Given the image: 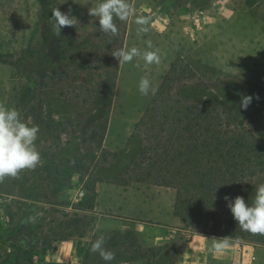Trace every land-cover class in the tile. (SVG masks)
<instances>
[{
  "label": "rangeland",
  "instance_id": "rangeland-1",
  "mask_svg": "<svg viewBox=\"0 0 264 264\" xmlns=\"http://www.w3.org/2000/svg\"><path fill=\"white\" fill-rule=\"evenodd\" d=\"M127 2L132 15L125 21L114 19L117 33L105 35L98 20L88 15L98 0H0V55L15 63L0 62V106L16 109L23 122L35 126L17 108L14 76L19 78L26 70L47 74V103L59 112L55 121L66 128L56 157L48 144L34 143L40 163L19 171L15 195L0 199V264H105L90 250L99 238L114 254L111 264H195L194 258L206 254L208 264L232 263L211 252L221 239L193 235L172 215L173 189L99 182L94 196L90 179L81 181L69 170L81 140L66 120L74 119L77 95L84 90L95 93L90 101L96 109L101 94L115 81L104 141L115 157L109 158L106 170L96 173L110 181L137 157L140 144L132 137L134 126L172 63L179 61L194 73L188 83L201 87L190 95L213 97L238 119L261 125L264 95L255 86L264 87V0ZM55 8L75 17L77 24L53 32ZM131 48L140 55L119 66L112 53ZM146 52L156 53L159 62L146 63ZM142 78L150 82L148 95L138 90ZM246 96L252 100L242 109ZM255 188L239 196L251 203ZM24 228L31 236L30 246L11 241ZM55 246L49 263L46 254ZM256 248L249 250L253 264H264V247Z\"/></svg>",
  "mask_w": 264,
  "mask_h": 264
},
{
  "label": "trees",
  "instance_id": "trees-1",
  "mask_svg": "<svg viewBox=\"0 0 264 264\" xmlns=\"http://www.w3.org/2000/svg\"><path fill=\"white\" fill-rule=\"evenodd\" d=\"M9 58L0 55V62L15 66ZM117 73L118 69L113 77ZM15 75L17 108L24 120L31 119L38 127L35 143L48 144L51 156L56 157L66 128L55 121L59 112L47 103L48 75L27 70L20 79ZM193 76L179 61L172 63L134 126L132 137L140 144L137 157L110 181L96 173L106 170L109 158L115 157L104 146L115 81L101 94L96 109L90 101L95 93L84 90L77 95L71 112L74 119L66 121L73 132H79L81 144L69 170L81 181L90 179L94 196L99 182L122 186L137 182L173 189L172 215L193 235L264 247V235L241 229L223 199L264 184V123L251 126L252 119H238L219 100L190 95L189 91L201 88L188 83ZM255 88L264 95V87ZM15 177L0 179V199L15 195Z\"/></svg>",
  "mask_w": 264,
  "mask_h": 264
},
{
  "label": "clouds",
  "instance_id": "clouds-1",
  "mask_svg": "<svg viewBox=\"0 0 264 264\" xmlns=\"http://www.w3.org/2000/svg\"><path fill=\"white\" fill-rule=\"evenodd\" d=\"M132 11L127 0H98L95 7L88 9V15L98 20V29L102 33L115 35L118 29L114 19L125 21L132 15ZM51 20L54 21L52 31L55 33H61L64 27H74L77 24L75 17L62 13L58 8L52 10ZM137 22L142 23V21ZM139 55L136 48L121 49L112 53L119 66L132 62ZM143 59L148 64L159 62V58L154 52L144 53ZM138 90L142 95H148L149 80L142 78ZM152 91L154 92V89ZM251 100L250 96L243 97L241 108L247 109ZM38 131L37 126L30 127L23 122L16 109L0 106V179L15 177L19 171L34 169L40 163V155L34 146ZM223 199L233 220L241 229L252 234L264 235V184L256 186L251 203H246L242 196L233 198L226 195ZM103 244V238H99L92 243L90 250L93 253H98L105 264H111L114 254L106 251ZM227 244L228 239L224 238L216 243L215 248L220 251Z\"/></svg>",
  "mask_w": 264,
  "mask_h": 264
},
{
  "label": "crops",
  "instance_id": "crops-1",
  "mask_svg": "<svg viewBox=\"0 0 264 264\" xmlns=\"http://www.w3.org/2000/svg\"><path fill=\"white\" fill-rule=\"evenodd\" d=\"M204 240H207L206 237L203 236ZM83 243V242H82ZM81 243V246L84 244ZM57 247H51L49 249V253L46 254V259L48 262L51 260V258L54 257V252ZM83 248V247H82ZM86 248V247H85ZM258 248L252 247L249 245H242V244H231L228 243L226 247H224L222 250L217 251L216 249L211 250L213 253H220L221 255H218L217 258H220L219 260H229L232 262L231 264H253L254 260L252 259L253 255L252 253L256 251ZM249 250H252V253H250ZM216 258V257H215ZM193 260H198L195 262V264H208V254H206L204 257L201 255V257H196ZM50 263V262H49Z\"/></svg>",
  "mask_w": 264,
  "mask_h": 264
},
{
  "label": "flooded vegetation",
  "instance_id": "flooded-vegetation-1",
  "mask_svg": "<svg viewBox=\"0 0 264 264\" xmlns=\"http://www.w3.org/2000/svg\"><path fill=\"white\" fill-rule=\"evenodd\" d=\"M18 235H20V238H26V241L21 239L20 241H18L16 243H18L20 245H26V246L31 245V243H30L31 242V236H30V234L26 228L20 230L16 236H18Z\"/></svg>",
  "mask_w": 264,
  "mask_h": 264
},
{
  "label": "water",
  "instance_id": "water-1",
  "mask_svg": "<svg viewBox=\"0 0 264 264\" xmlns=\"http://www.w3.org/2000/svg\"><path fill=\"white\" fill-rule=\"evenodd\" d=\"M21 239L26 241V238H20V235L14 237V238H11V241L16 243V242L20 241ZM23 246H26V245H23Z\"/></svg>",
  "mask_w": 264,
  "mask_h": 264
},
{
  "label": "built area",
  "instance_id": "built-area-1",
  "mask_svg": "<svg viewBox=\"0 0 264 264\" xmlns=\"http://www.w3.org/2000/svg\"><path fill=\"white\" fill-rule=\"evenodd\" d=\"M84 194H85V193L82 191V192H80L79 196H80V197H83Z\"/></svg>",
  "mask_w": 264,
  "mask_h": 264
}]
</instances>
